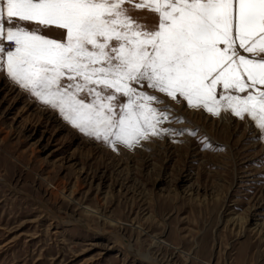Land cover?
Masks as SVG:
<instances>
[{"label":"rangeland","instance_id":"obj_1","mask_svg":"<svg viewBox=\"0 0 264 264\" xmlns=\"http://www.w3.org/2000/svg\"><path fill=\"white\" fill-rule=\"evenodd\" d=\"M182 115L212 148L185 135L118 154L0 72V264H264L259 130Z\"/></svg>","mask_w":264,"mask_h":264},{"label":"snow or ice","instance_id":"obj_2","mask_svg":"<svg viewBox=\"0 0 264 264\" xmlns=\"http://www.w3.org/2000/svg\"><path fill=\"white\" fill-rule=\"evenodd\" d=\"M0 72L118 154L185 135L212 148L189 110L259 142L264 0H0Z\"/></svg>","mask_w":264,"mask_h":264},{"label":"bare ground","instance_id":"obj_3","mask_svg":"<svg viewBox=\"0 0 264 264\" xmlns=\"http://www.w3.org/2000/svg\"><path fill=\"white\" fill-rule=\"evenodd\" d=\"M229 120H227L226 122H228ZM224 122V121H223Z\"/></svg>","mask_w":264,"mask_h":264}]
</instances>
